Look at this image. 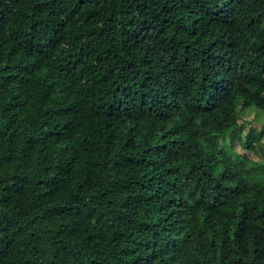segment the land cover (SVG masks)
Segmentation results:
<instances>
[{"label": "trees", "instance_id": "trees-1", "mask_svg": "<svg viewBox=\"0 0 264 264\" xmlns=\"http://www.w3.org/2000/svg\"><path fill=\"white\" fill-rule=\"evenodd\" d=\"M240 106L264 0H0V264H264Z\"/></svg>", "mask_w": 264, "mask_h": 264}, {"label": "rangeland", "instance_id": "rangeland-1", "mask_svg": "<svg viewBox=\"0 0 264 264\" xmlns=\"http://www.w3.org/2000/svg\"><path fill=\"white\" fill-rule=\"evenodd\" d=\"M238 112L240 127L238 130L227 136L228 144H231L233 140L238 138V136H245L252 128L264 133V109H258L256 106H240ZM262 142H264V137L262 138ZM235 146L238 151L244 154L250 153L251 155L252 153L244 149L238 140L235 141ZM253 155L254 154L252 153V156ZM253 157H255V155Z\"/></svg>", "mask_w": 264, "mask_h": 264}]
</instances>
